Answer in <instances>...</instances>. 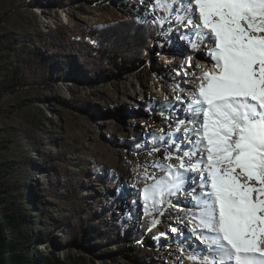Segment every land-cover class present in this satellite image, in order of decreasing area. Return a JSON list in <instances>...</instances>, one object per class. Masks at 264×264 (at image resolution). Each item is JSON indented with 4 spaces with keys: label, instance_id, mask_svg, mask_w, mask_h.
<instances>
[{
    "label": "rangeland",
    "instance_id": "obj_1",
    "mask_svg": "<svg viewBox=\"0 0 264 264\" xmlns=\"http://www.w3.org/2000/svg\"><path fill=\"white\" fill-rule=\"evenodd\" d=\"M152 4L149 0H0V179L8 181L18 205L33 201L23 215L31 223L27 238L14 235L34 261L46 255L79 258V264H155L160 257V264H194L188 256L198 253L195 248L173 244L180 238L171 234L176 228L189 240L194 237L199 246L198 235L191 232L194 207L189 201H172L185 192L191 198L190 189L168 196L148 230L137 235L142 222L140 190L151 183L144 177L163 174L153 163H164L166 150L173 154L172 163H178L174 157L186 150L177 152L181 141L167 142L173 132L170 125L177 120L168 118L162 105L174 104L173 91L167 96V85L159 91L153 84L156 77L178 76L181 69H188L181 55L179 59L173 54L179 64L166 60L175 41L171 31L177 38L185 37V26L170 28L167 22L174 16L166 19L143 62L128 68L101 60L81 34L86 25L127 15L142 20L165 15ZM8 36L15 41L9 43ZM212 47L213 42L206 40L195 50L205 58ZM196 65L204 70L203 61ZM189 71L193 75L189 82L179 77L186 84L184 105L200 83L201 74ZM153 133L164 140L150 143ZM179 135L188 141L184 132ZM191 177L192 173L190 184ZM121 193L123 198L112 207ZM128 213L130 220L125 219Z\"/></svg>",
    "mask_w": 264,
    "mask_h": 264
},
{
    "label": "snow or ice",
    "instance_id": "obj_2",
    "mask_svg": "<svg viewBox=\"0 0 264 264\" xmlns=\"http://www.w3.org/2000/svg\"><path fill=\"white\" fill-rule=\"evenodd\" d=\"M152 7L165 13L158 18L161 24L174 16L177 24L191 26L185 37L194 49L213 42L208 55L214 67L201 72L190 93L184 109L190 118L178 120L168 134L174 138L168 143H175L180 126L188 125L187 145L176 144L177 151L186 148L174 157L178 163L166 150L164 163H153L163 174H146L151 183L140 190L145 212L190 187L192 234L203 248L188 259L264 264V0H153ZM190 173L199 177H191V186Z\"/></svg>",
    "mask_w": 264,
    "mask_h": 264
},
{
    "label": "trees",
    "instance_id": "obj_3",
    "mask_svg": "<svg viewBox=\"0 0 264 264\" xmlns=\"http://www.w3.org/2000/svg\"><path fill=\"white\" fill-rule=\"evenodd\" d=\"M162 26L163 24L159 23L158 19L142 20L136 16L127 15L101 25H86L81 30V34L94 45L95 52L101 60L116 68H128L143 62L153 41L159 37ZM7 39L9 43L15 41L13 36H8ZM31 51L35 53V50ZM147 106L151 108V104ZM130 141L133 142L135 139ZM149 141L152 144L158 142V140L154 141L152 135L149 136ZM11 195L8 181L0 179V264H79V258L60 259L46 255L40 256L38 261H34L29 254V249L21 248V243L14 232L22 239L27 238V225L31 223H28V217L23 215L33 204V201L26 202L21 206L11 198ZM122 198V193L117 194L111 206L119 203ZM139 203L142 207V222L137 235L141 237L148 230L149 223L160 204L156 205L154 209L150 208L146 213L144 201L141 200ZM125 219H132V215L128 213ZM155 240L159 242L157 238ZM145 255L143 254L142 257Z\"/></svg>",
    "mask_w": 264,
    "mask_h": 264
},
{
    "label": "bare ground",
    "instance_id": "obj_4",
    "mask_svg": "<svg viewBox=\"0 0 264 264\" xmlns=\"http://www.w3.org/2000/svg\"><path fill=\"white\" fill-rule=\"evenodd\" d=\"M150 1V3L152 4V0H149ZM156 10H159V9H156ZM167 24H168V26L170 27H172V25L173 24H177L176 22H175V19L173 20V21H170L169 20V22H167ZM177 26V25H176ZM170 27V28H171ZM176 28V27H175ZM177 28H181V30H182V27L181 26H178ZM184 29H183V33H187V32H191V29L190 28H192L191 26H189L188 27V29H186L185 27H183ZM180 33V32H179ZM182 33V32H181ZM175 35V41H173L172 42V47H171V49H172V52H171V54H169L168 56H166V60H168V61H172L173 59H174V55L173 54H177V56L178 57H180L179 59H182L181 58V56H182V54H183V51L185 50V48L188 46V47H192L191 45H190V43H189V41L187 40V38L186 37H184V38H177L176 36H177V33L174 31V30H172L171 31V34H170V37L171 36H174ZM206 41H204L203 43H205ZM207 43H208V41H207ZM210 43V42H209ZM202 46H204V45H202ZM181 55V56H180ZM195 55H196V60H195V63L194 64H198V61L199 60H201V61H203V63L205 64V67H204V70H211L213 67H214V61L211 59V57L210 56H208V57H205V58H201L200 57V53H198V52H196L195 53ZM199 57H200V59H199ZM173 61H175V63H177V64H179L178 63V61L179 60H173ZM197 66V65H196ZM192 66V71H193V73H195L196 75H200L201 74V71L199 70L200 68H202V66ZM187 67V66H186ZM179 70V69H178ZM204 70H202V71H204ZM164 71H165V69H164ZM191 71V72H192ZM190 72V71H189ZM192 74V73H191ZM173 75V74H172ZM172 75H166L167 76V79H169V80H172V78H173V76ZM179 77H181V78H183V79H186V80H188V81H185V82H189L190 80V77H193V75H185V74H183L182 72L180 73V76ZM200 77V76H199ZM199 77H198V80H199ZM176 79V78H175ZM157 81L158 82H160L161 80L160 79H157ZM165 89V88H164ZM167 91V90H166ZM195 91V90H194ZM193 92V91H192ZM184 97V96H183ZM167 104V103H166ZM173 105V107L172 108H167V113L170 115L169 117L170 118H173V119H175V120H180V119H188V118H190V117H186L185 116V114H184V116L183 117H180V116H176V114L177 115H179V111H181V112H183L184 113V109H185V105L183 104V105H180V106H176V104H172ZM176 111V114L174 113ZM188 125H184L183 126V129L185 128V127H187ZM171 131H175V128H171ZM182 132H183V130H182ZM180 136V135H179ZM166 138H167V136H165V140H166ZM192 139H194V137L192 136L191 137ZM168 140H167V142L169 141V139H174L173 137H168L167 138ZM175 143H178L177 141H181V143H183V144H185V145H187V143H188V141H186V139H182V135L180 136V139H175ZM184 149H186V148H184ZM172 150V149H171ZM178 152V151H177ZM172 162V161H171ZM162 163V162H161ZM149 167V165L146 167V168H148ZM156 170V169H155ZM196 176V178L198 177V174H192V176ZM144 178H146V177H144ZM197 180H198V178H197ZM146 184V183H145ZM188 184H189V186H191V184L189 183V181H188ZM189 189H190V187H189ZM190 192H191V189L189 190ZM180 192V191H179ZM197 192H199V188L197 187ZM185 194H188V193H186L185 192ZM185 194H182V195H176V196H173V198H172V201L174 202H187L188 204H189V202H190V204L193 206V204H192V202H191V198L189 197V198H187L188 196H186ZM168 198V197H167ZM166 198V199H167ZM184 198V199H183ZM189 201V202H188ZM178 209H180V207H177ZM184 208V210L185 211H188L189 210V208L187 209V208H185V207H183ZM181 210H183V209H181ZM191 210V209H190ZM178 211V210H177ZM174 221H176V220H174ZM173 222V221H172ZM190 223V222H189ZM191 226H192V224H191ZM195 227V225L192 227V230H193V228ZM191 229V228H190ZM192 232V231H191ZM173 231L171 232V234L173 235ZM175 235V234H174ZM176 237H178V238H180L179 239V241L178 242H175V243H173V244H176V243H178V244H176V245H180L181 247L183 246L184 247V249H186V248H188V247H191V248H195V251L196 252H201V249L199 250V248H200V242H199V239L197 240V242L199 243V246L196 244V243H194V237H193V241H192V239H188L189 237H188V234H186V233H184V232H182V231H180V233H176ZM193 236V235H192ZM194 236H197V235H194ZM198 238V237H197ZM185 240H189V241H187V242H185ZM195 241H196V238H195ZM172 244V245H173ZM190 249V248H189ZM174 256H175V253H174ZM156 261L157 262H155V264H160V262H162V258H156ZM153 264V263H152Z\"/></svg>",
    "mask_w": 264,
    "mask_h": 264
}]
</instances>
